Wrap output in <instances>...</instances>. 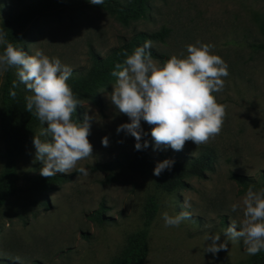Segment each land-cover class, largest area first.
Instances as JSON below:
<instances>
[{
  "label": "rangeland",
  "instance_id": "1",
  "mask_svg": "<svg viewBox=\"0 0 264 264\" xmlns=\"http://www.w3.org/2000/svg\"><path fill=\"white\" fill-rule=\"evenodd\" d=\"M29 12L30 0H0V31L9 14ZM255 15L264 16V0H151L147 17L128 27L92 6L33 15L18 33L20 49L29 55L42 50L49 57H58L73 73L88 69L90 48L105 56L139 31L169 29L164 42L152 43L168 58L181 53L186 56V45L197 41L214 45L212 54L227 63L230 73L223 92L214 94L219 104L226 105V116L215 139L200 146L188 141L180 151L184 157H196L209 150L215 158L214 170L205 172L203 178L187 176L184 188L167 193L155 188L153 170L158 162L174 160V150L154 146L157 159L146 174L130 168L135 139L116 131L130 121L109 99L115 84L100 91V107L80 100L78 123L84 122L85 113L96 117L90 121L88 137L93 155L79 161L71 173H59L67 182L55 184L38 196L26 181L43 167L36 159L32 138L17 163L20 192L0 211V264H110L124 249L127 237L141 227L149 197L155 199L158 210L149 233L145 264H237L248 260L251 256L243 241L226 240L223 233L231 222L239 224L242 219V213L232 212L231 205L247 192L230 175L246 177L254 190H264L260 178L264 173V52L256 48L262 36ZM9 69L17 81L16 69ZM4 76L5 72L0 73V95ZM19 87L25 97L31 95L23 84ZM141 125L148 124L142 121ZM46 127L39 121L33 137L49 142ZM105 136L108 147L101 143ZM2 154L0 141V172ZM106 163L111 165L110 172L95 169ZM81 167L88 175L77 171ZM185 199L190 201V208L183 206ZM100 208L102 224L90 218ZM165 211L170 216L187 211L191 216L179 227H165ZM214 233L221 235L218 243H227V248L215 255L204 251L211 243L205 241V235ZM17 256L18 262L14 260Z\"/></svg>",
  "mask_w": 264,
  "mask_h": 264
},
{
  "label": "clouds",
  "instance_id": "2",
  "mask_svg": "<svg viewBox=\"0 0 264 264\" xmlns=\"http://www.w3.org/2000/svg\"><path fill=\"white\" fill-rule=\"evenodd\" d=\"M91 5H103L104 0H90ZM0 45L4 51L0 54V73L9 68L16 69L17 81L12 89L23 84L31 95L25 97L26 111L35 116L41 124H47L44 134L51 137L42 142L33 137L36 159L43 167L40 175L52 178L57 173L69 174L76 169L79 161L93 155V146L88 137L93 119L84 115V122H74L72 117L77 106L81 105L70 85L67 83L73 69L62 63L58 57H49L42 50L34 55L17 49L8 42L0 31ZM151 41H145L131 55L124 53L123 64L117 63L111 75L116 77L113 91L109 96L115 109L126 115L130 123L117 127V133L124 132L136 141L135 150L149 147L144 139L148 134L141 127L146 122L151 129V138L156 149L171 148L182 151L185 143L193 142L200 146L215 139L223 128L226 105L219 104L216 95L223 92L225 78L229 76L227 63L218 55L212 54L214 45L197 41L195 45H186L187 55L171 56L162 66H158L149 50ZM10 89L9 95L15 99L16 92ZM143 141V142H142ZM102 146H109V138H102ZM123 143V141H119ZM194 154V153H193ZM175 161L166 159L158 162L153 170L154 176H160L165 170H171ZM77 171L88 175L85 168ZM183 206L190 208L185 199ZM242 213L239 224L235 221L225 229L223 235L232 242L243 241L245 251L254 256L264 251V190L256 191L249 186L246 194L238 203L231 205V211ZM191 214L181 211L175 216L162 213L165 227H179ZM220 234H206L205 253L216 254L227 248V243H218ZM20 261V257H15Z\"/></svg>",
  "mask_w": 264,
  "mask_h": 264
},
{
  "label": "trees",
  "instance_id": "3",
  "mask_svg": "<svg viewBox=\"0 0 264 264\" xmlns=\"http://www.w3.org/2000/svg\"><path fill=\"white\" fill-rule=\"evenodd\" d=\"M151 0H104L103 5H91L90 0H30V12L21 15H8V21L3 26V33L8 42L12 43L17 49H20V39L18 33L22 27L33 15L51 12L63 8L75 9L80 6H92L100 9L111 16L117 23L128 27L134 22L143 20L147 17ZM258 22L262 41L256 46L258 51L264 52V16L255 15ZM169 29L161 28L159 31L148 33L144 31L134 32L129 39L122 42L121 45L111 49L105 56L96 53L92 48L89 49L90 66L87 70H79L72 73L67 83L72 88L75 97L78 100L89 101L97 106H101L100 91L108 89L116 83V77L111 73L116 70L117 63L123 64L127 52L133 53L135 48L142 47L145 41L151 43L164 42L169 36ZM3 46V51H4ZM151 54L152 60H157L161 65L169 58L159 53L155 48L146 50ZM15 81L10 69L5 72L4 81L1 87L0 95V141L3 146V168L0 172V211L5 204L12 198L17 197L20 188L18 187L19 174L17 163L24 150L33 138L34 126L39 120L26 111V100L21 88L18 86L12 89V83ZM10 89L16 92L13 99L10 95ZM74 120L78 123L77 113H74ZM143 131L148 135L144 137L149 142V147L145 150L137 151L134 149L129 158L130 168L139 173L146 174L154 166L157 155L154 152V141L151 138L152 126L141 125ZM143 142V141H142ZM175 163L172 169L165 170L155 180V188L161 191L172 193L185 187V178L187 176L204 177L205 172L214 170V156L209 150H206L196 157H184L180 151H173ZM96 170L110 172L109 163L97 165ZM230 178L246 191L251 184V180L237 174H231ZM264 182V173L260 175ZM30 189L38 196H43L45 192L52 190L55 184L67 182V177L57 173L52 178H45L39 174L26 178ZM47 205L46 201L42 202ZM158 210L157 202L153 197H149L143 207V221L141 227L127 237L124 249L120 254L114 257L110 264H145L149 255V233L152 223ZM95 222L102 224V208L90 215ZM237 264H264V251L251 256L248 260Z\"/></svg>",
  "mask_w": 264,
  "mask_h": 264
}]
</instances>
